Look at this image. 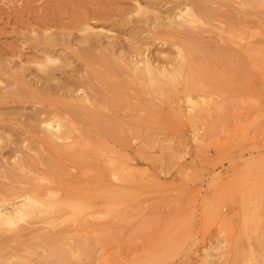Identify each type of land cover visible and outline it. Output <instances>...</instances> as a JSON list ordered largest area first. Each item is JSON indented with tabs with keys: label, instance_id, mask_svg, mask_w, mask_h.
<instances>
[{
	"label": "rangeland",
	"instance_id": "374dc122",
	"mask_svg": "<svg viewBox=\"0 0 264 264\" xmlns=\"http://www.w3.org/2000/svg\"><path fill=\"white\" fill-rule=\"evenodd\" d=\"M167 1L0 0V172L33 153L27 147L34 136L32 118L45 117L32 100H17L16 94L3 97L9 74L19 72L29 83L35 74H47L43 85L58 92L53 97L62 104L71 99L59 92L90 81V65L99 55L124 57L126 63L119 60L125 68L141 56L155 65L172 64L175 46L156 39L152 24L147 29L143 22V10L136 9L139 4L149 10L148 18L155 11L164 16L177 2ZM248 17L259 32L249 38L259 52L235 47L238 51L229 52L232 63L227 64L210 51L200 61L202 70L192 69V75L202 73L211 84L193 92L190 102L164 96L161 101L159 90L148 89L140 74L135 78L130 69L122 70L127 72L122 77L125 89L118 90L123 101L116 102L115 111L117 117L125 116L122 120L133 133L124 131L128 137L122 142L117 137L111 146L117 161L128 165L125 173L131 172L129 182L116 181L129 195H120L123 209L88 218L82 230L75 231L67 218L55 222V230L67 227L69 234L86 236L92 244L93 219L100 225L99 237L112 229L108 236L114 239L105 235L104 241L103 235L93 246L92 257L98 260L90 257L77 264H231L238 256L247 258L249 246L263 264L264 182L255 180L264 181V49L259 47L264 27L258 17ZM169 90L180 96L183 85ZM249 168H256L259 177ZM252 182L256 192L252 188L250 193ZM240 198L252 199L242 205Z\"/></svg>",
	"mask_w": 264,
	"mask_h": 264
},
{
	"label": "bare ground",
	"instance_id": "6f19581e",
	"mask_svg": "<svg viewBox=\"0 0 264 264\" xmlns=\"http://www.w3.org/2000/svg\"><path fill=\"white\" fill-rule=\"evenodd\" d=\"M175 2L164 16L163 13L158 15L155 11L148 18L146 16H149V10L142 9L139 4L136 8L139 13L143 10L142 14L145 17L143 22L147 29L152 24L151 33L156 39L175 46L177 57L172 64L170 62L159 66L147 56H141L139 60H136L135 56L136 61L130 59L132 65L127 63L128 67L125 68L120 61L126 63V58L99 55L90 65L92 74L89 76H92L87 77L90 81L83 83L82 79L83 84H69L61 94L59 92L60 97L71 99L62 104L57 103V99L53 97L58 92L53 94L49 90L48 94V87L43 85L47 82V74L43 76L35 74L34 82L29 83L19 72H14L4 81L7 86L6 89L3 87V97L16 94L17 100H32L35 104L41 105L45 117L32 118L34 123L32 122L31 131L34 132L32 133L34 136L30 138L27 147L33 153L22 155L13 161L10 168L0 172V264H77L90 257L93 261L98 260V257H92L93 246L99 242L97 239L102 241V236L108 229H104L99 237L100 225L93 219L95 221L91 222L94 225L91 233L96 236L92 244L86 236L69 234L70 230L67 227L64 231L62 227L55 230V222L67 218L74 230L78 231L82 230L83 224L88 223V218H97L102 214L111 215L125 207L119 198L122 194L128 198L129 194L125 192L127 187H123L124 191L119 188L116 181L129 182L132 175L130 171L125 173L128 165L125 168L122 160L117 161V151L111 146L118 138V141H121L124 139L122 137H128L126 134L133 133L131 124L122 120L125 116L117 117L119 111L116 110L118 115L115 111L116 102L123 96L122 91L118 90L124 88L125 80L122 79L126 72L123 75L124 70L130 69L134 77L140 74V77L145 78L143 80H147L146 86L150 84L148 89L154 87L151 90L155 91V88L159 90L160 100L164 96L168 98L167 101L175 97L190 102L193 92H200L211 84L207 83L208 80L205 81L207 78L202 73L192 75V71L202 70L200 61L206 59L210 51H216L227 64H231L229 52L238 51L235 47H241L240 51L259 50L249 39L256 33L259 35V32L257 28H252L248 16L258 17L259 24L264 27L261 24L262 19L264 22V0H177L176 4ZM259 40L261 41L260 37ZM260 43V49H264V46L262 47L264 43ZM186 70L189 73L185 75ZM10 78L13 80L9 81ZM177 84L183 85L180 96L173 94L176 88L172 92L169 90ZM164 87L168 88L169 93L166 95L163 93ZM39 89H42L41 92H38ZM154 103L150 105L155 106ZM255 170L256 168L251 171ZM254 174L259 177L256 172ZM251 175L253 176V173ZM257 180L255 182H264ZM253 184L250 189L246 187L250 193L252 188L255 190L256 185ZM251 199L239 200L244 205ZM110 230L112 229L105 234L107 237ZM114 232L113 228L111 235ZM106 236L104 241L108 239ZM109 238L114 239L113 236ZM252 248L249 246L247 258L245 256L240 260L238 256L231 264H261L257 255V259L254 257L255 250ZM242 254L245 255L244 251Z\"/></svg>",
	"mask_w": 264,
	"mask_h": 264
}]
</instances>
